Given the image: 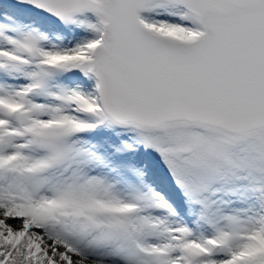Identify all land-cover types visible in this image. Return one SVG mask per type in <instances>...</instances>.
<instances>
[{
	"label": "snow or ice",
	"instance_id": "snow-or-ice-1",
	"mask_svg": "<svg viewBox=\"0 0 264 264\" xmlns=\"http://www.w3.org/2000/svg\"><path fill=\"white\" fill-rule=\"evenodd\" d=\"M0 264H264V0H0Z\"/></svg>",
	"mask_w": 264,
	"mask_h": 264
}]
</instances>
